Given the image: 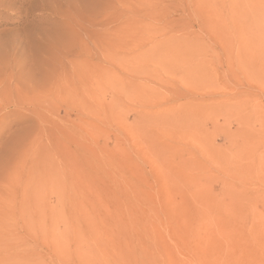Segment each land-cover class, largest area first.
Wrapping results in <instances>:
<instances>
[{
  "label": "rangeland",
  "instance_id": "1",
  "mask_svg": "<svg viewBox=\"0 0 264 264\" xmlns=\"http://www.w3.org/2000/svg\"><path fill=\"white\" fill-rule=\"evenodd\" d=\"M0 264H264V0H0Z\"/></svg>",
  "mask_w": 264,
  "mask_h": 264
}]
</instances>
